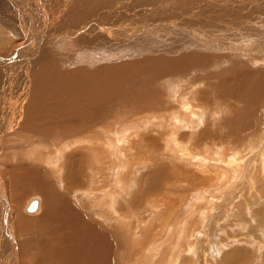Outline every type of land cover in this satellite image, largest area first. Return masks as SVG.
<instances>
[{
    "label": "bare ground",
    "instance_id": "bare-ground-1",
    "mask_svg": "<svg viewBox=\"0 0 264 264\" xmlns=\"http://www.w3.org/2000/svg\"><path fill=\"white\" fill-rule=\"evenodd\" d=\"M53 1L54 21L35 1L27 12L17 9L8 17L11 36L18 30L19 40L8 47V39L0 38L5 80L1 91L0 77V161L7 163L0 186L14 204L13 214L9 210L0 219V230L8 234L0 240V264H127L133 250L126 240V219L136 214L141 200L151 203L141 196L156 189L164 163L180 160L177 149L183 154L178 140L161 151L162 135L173 138L182 131L193 146L219 138L232 144L237 153H220L230 182L241 171L237 158L248 156L264 139V56L243 54L248 49L264 53V41L256 43L264 38V22L254 20L263 6L239 18L245 20L243 30L231 32L255 43L226 41L229 53L222 60L224 55L213 54L216 43L187 35L188 30L179 37L183 28L178 27L180 33L166 29L164 18L153 22L156 6L123 17L120 4L130 0ZM146 10L155 16L150 23ZM219 60L226 62L224 69L215 66ZM218 110L223 115L216 119ZM157 111L169 117L160 116L158 122ZM220 127L227 131L221 133ZM141 145L146 149L139 152ZM259 153L256 149L251 155ZM91 191H99L102 210L92 208ZM27 194L40 198L34 210L27 209L31 199L26 205L28 212H36L33 216L21 213ZM79 208L103 222L83 216ZM243 255L236 248L222 259L241 264Z\"/></svg>",
    "mask_w": 264,
    "mask_h": 264
},
{
    "label": "rangeland",
    "instance_id": "rangeland-1",
    "mask_svg": "<svg viewBox=\"0 0 264 264\" xmlns=\"http://www.w3.org/2000/svg\"><path fill=\"white\" fill-rule=\"evenodd\" d=\"M35 1L39 8L42 9L43 7V11L45 13L47 12L45 14L46 17L48 19H53L54 21L55 13L53 7L56 3L54 1L53 3L52 0L51 2L49 0H42L41 3L40 0H14V2H11L10 0H0V8L3 7L0 9V20H2L0 21V28H3L1 30L2 33L0 34V38L8 39V42L4 44L5 46L8 45L9 47L11 42V44L16 43L20 38L18 30L16 31V34H12L11 36L12 32L8 27V17L11 19L13 15L16 14L17 9L27 12V10H30L31 4L33 5ZM44 2L46 3V6ZM160 4H162L161 6L163 9ZM47 5H49V7H47ZM120 5L122 6V10L118 15L123 17H127L134 12L141 13L142 10L144 11L145 9L153 8L152 6H156L154 7L156 18L155 16H151V14H147V10L144 13L148 20L150 18L148 23L151 22V18H155L153 21L155 23L164 18L169 22L163 25L166 29L178 30L180 33V30L183 28V32L181 30L182 33H180L179 37L181 35L183 36L188 30L187 35L188 33H191L192 35L198 36V38L203 37L202 40L207 43L212 44L214 42V45H212L215 46L216 43V45L219 46V49L214 47L215 50L213 54L216 55L219 53L224 55L222 60L224 59L225 54L229 53V50H226L225 48L226 46L223 47L226 41V44H228L231 43L229 41L233 40L232 42H237L235 40L241 41L243 38L242 42L249 45L255 40L249 38L250 41H246L244 38L245 35L243 34H231V32L236 29L243 30L246 27L245 20H241L243 18L242 16L248 13L249 10L251 11L253 7L255 8L256 5H261L263 6V10L260 13L258 12V14H255L256 16L254 17V20L257 22H264V0H159V2L158 0H130ZM51 8L53 10H50ZM27 16L29 18V14H26V18ZM240 17L242 18L239 19ZM245 19L248 20V17ZM169 24L173 25V27ZM179 26L182 28H178ZM160 29L161 31H164L162 28ZM76 33L80 34L78 32ZM9 35L11 36V39ZM192 35H189V37H193ZM249 35L253 36L251 33H249ZM260 41H264V38L256 43H261ZM252 50L254 51L251 52ZM3 51V49H0V54H3ZM246 52L248 53L245 54L243 52V54L252 57L264 56V53L261 51L258 52L255 49H248ZM237 53L242 54V51L238 50ZM222 60L215 61V66L224 69L226 67V62L223 63ZM250 65L254 66L253 64ZM211 69H208L207 71ZM0 77L2 78V91L5 81L4 73H0ZM229 101L231 102L233 100L230 99ZM217 102L219 103L218 105H220V101L217 100ZM215 107H217V105L213 106V108ZM209 111V109L206 110L207 115ZM218 111L219 112L217 113L214 112L216 119L223 115L222 111ZM262 111L264 115V109ZM158 112L160 114L158 119L160 121L158 122H161L162 120L160 116L169 117V114L167 115L166 111H157L155 113L158 115ZM156 122L157 121L154 123ZM262 127H264V124L261 125V134L264 136V128ZM140 131H142V129ZM219 131L222 133L223 131H227V129L220 127ZM184 132L189 131L185 129ZM129 134L131 135L130 132ZM178 134L180 136L174 135L173 138H171L169 134H164V136L162 135L159 139V142L164 146L163 148L161 147V151L165 152L167 151V147L173 146L175 144L174 142L178 140L181 149L179 151H182L183 153L181 154V152H178V149L176 150L177 157L180 160L175 161L176 159H174V162L169 161L166 163L161 161L164 165H167V167L164 173L157 174L156 189L153 188L154 190L151 189V191L150 189L146 190L145 197L142 194L138 195H142L141 198H145L146 200H151V203L149 202V205H146L148 203L145 200H141L140 204L142 205L135 212L137 215L131 213L132 216L129 215L130 219H126V221L133 224H125V226H129H126L128 228L126 240L129 248L133 250L132 252L130 251V253L133 254L132 258H130V262H127V264H133L134 262H136L134 264H171V262L172 264H225L222 255L227 251L236 248L244 254L241 264H264V154H262L264 151V139H261L262 141L260 140L261 142L255 146V150L252 149V152L248 153V156L243 157L245 160H243V158H237L238 160L236 161L240 163L241 171L237 173L238 175L234 174L237 178L234 180L231 178L230 182L228 177H225L227 176L226 172L228 173V171L225 166L226 164L222 162V155L225 156V154L228 155L236 152L231 150L232 144H228V142L219 138L217 141L209 139L207 146L203 143L198 146H193L185 140L182 131L178 132ZM132 138H135V136L130 137V139ZM157 138H159V136H157ZM204 142L207 143L205 140ZM185 145L188 146L186 150L184 149ZM190 147L192 151L190 152V155H188L186 154V151L190 150ZM141 148L143 150L146 149L144 145H141L140 149H138L139 152H141ZM256 149L257 151H260L259 156L258 154L252 156L251 154L256 152ZM172 151L173 153L176 152L175 149ZM244 153L246 152H243V154ZM198 154L200 156L202 155V158L206 157V159H200L197 156ZM170 155H172L171 152ZM159 156L160 154H157L156 158ZM193 156L198 157L199 159L197 160ZM158 162L155 160L156 165L161 164ZM150 163L151 162H148L147 164ZM6 165V162L0 161V174L5 175L6 171L4 168ZM174 166H176V168ZM171 172L178 175V180L174 179L176 177L172 176L174 174H171ZM202 176L209 177L206 178V181H203L205 178L200 179ZM258 184L261 187L263 186L260 190L257 189ZM110 187L111 190L114 189L113 185H110L108 189ZM142 187L143 184L141 188ZM201 188L204 190L201 191ZM0 191V219L3 221L9 210L13 214L12 209L14 204L12 201H9L7 190L5 188L2 190L0 186ZM91 192H94L91 193L93 197L90 195L92 208L95 210H102L101 206H103V204L100 200L99 191ZM195 193H198V195ZM34 198L40 202L38 196L27 194L24 201L21 203V213L23 212L25 216H33L36 213L35 211L28 212L26 210L27 203L30 199L32 200ZM96 198H98V200ZM122 199L123 198L121 197V200ZM4 202H7L6 206H4ZM93 202L95 206L93 205ZM122 202L124 201L122 200ZM125 205L128 206L129 204L125 202ZM79 210L83 216L100 224L103 222L100 221L97 216H92L90 213H87L80 208ZM116 211L117 213H120L119 210ZM92 212L95 213L94 211ZM135 218H137V221H134ZM111 219L112 218L109 217L107 220ZM8 221L11 222L12 220L9 219ZM1 228L0 240H4L8 234L7 231L3 232V227ZM1 233L2 235H5L1 237ZM131 261L133 263H131Z\"/></svg>",
    "mask_w": 264,
    "mask_h": 264
},
{
    "label": "water",
    "instance_id": "water-1",
    "mask_svg": "<svg viewBox=\"0 0 264 264\" xmlns=\"http://www.w3.org/2000/svg\"><path fill=\"white\" fill-rule=\"evenodd\" d=\"M36 206H37V201H36V199L34 198V199H32V200L28 203V205H27V209L30 210V211H32V210H34V209L36 208Z\"/></svg>",
    "mask_w": 264,
    "mask_h": 264
}]
</instances>
